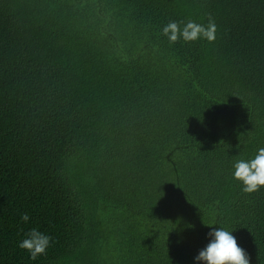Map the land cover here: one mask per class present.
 <instances>
[{
  "label": "trees",
  "instance_id": "obj_1",
  "mask_svg": "<svg viewBox=\"0 0 264 264\" xmlns=\"http://www.w3.org/2000/svg\"><path fill=\"white\" fill-rule=\"evenodd\" d=\"M262 147L264 0H0V264H193L217 227L264 264Z\"/></svg>",
  "mask_w": 264,
  "mask_h": 264
},
{
  "label": "clouds",
  "instance_id": "obj_2",
  "mask_svg": "<svg viewBox=\"0 0 264 264\" xmlns=\"http://www.w3.org/2000/svg\"><path fill=\"white\" fill-rule=\"evenodd\" d=\"M217 27L214 21L209 20L207 25L189 20L186 23L170 21L161 30L170 44L178 40L185 43L197 40L213 42L216 39ZM232 179L241 185L242 192L251 194L264 188V147L257 150L251 159H240L232 167ZM30 216L25 213L21 221L27 223ZM207 244L193 258V264H250L245 250L237 243L232 231L223 228H209ZM52 242L51 236L40 231L37 227L29 229L18 243V247L28 253L29 258L35 261L46 254Z\"/></svg>",
  "mask_w": 264,
  "mask_h": 264
}]
</instances>
